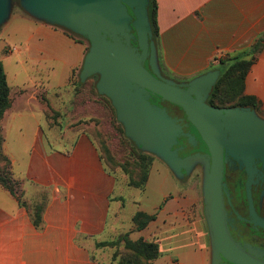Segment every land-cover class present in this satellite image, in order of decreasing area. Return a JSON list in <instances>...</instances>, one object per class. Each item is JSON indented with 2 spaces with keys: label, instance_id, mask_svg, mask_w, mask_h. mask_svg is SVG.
<instances>
[{
  "label": "crops",
  "instance_id": "0c3cea01",
  "mask_svg": "<svg viewBox=\"0 0 264 264\" xmlns=\"http://www.w3.org/2000/svg\"><path fill=\"white\" fill-rule=\"evenodd\" d=\"M158 25L157 48L168 70L186 76L201 74L220 58L248 50L264 36V0H158ZM12 33L23 34L22 52L39 53L44 60L62 64L67 79L60 88L84 63V43L30 13L21 2L12 5L0 26V40ZM3 64L13 99L2 122L3 150L14 176L26 183L23 199L29 205L43 204V211L42 222L36 226L31 210L0 186V264H111L92 248L101 255L107 253L97 243L109 240L105 236L114 230L108 219L112 201L122 199L115 195L118 175L108 171L95 141L84 132L73 136L69 147L59 149L50 145L41 123H36L32 137L24 132L22 125H28L24 123L14 127L16 136L26 137L31 147L24 156L17 148L9 150L6 118L10 111L36 100L45 114L46 104L37 87L26 97L27 85L18 70L10 73ZM245 92L258 100L255 114L264 121V40L254 53ZM46 100L57 108L48 95ZM22 115L20 111L18 116ZM52 140L67 142L56 135ZM201 250L200 264H209V252Z\"/></svg>",
  "mask_w": 264,
  "mask_h": 264
},
{
  "label": "water",
  "instance_id": "95a60500",
  "mask_svg": "<svg viewBox=\"0 0 264 264\" xmlns=\"http://www.w3.org/2000/svg\"><path fill=\"white\" fill-rule=\"evenodd\" d=\"M149 1L22 0L21 3L35 16L55 25L68 26L90 41L91 49L85 56L81 79L100 75L99 93L112 100L127 136L139 147L156 152L178 173L188 170L196 156L208 159L206 192L213 264H264L261 254L248 250L233 236L225 205V192L229 193L224 190L225 163L232 157L241 162L249 174L250 222L264 228V218L258 216L251 194L254 173L259 169L264 172V121L256 116L252 107H216L206 102L220 75L218 70L180 85L154 74L158 70L154 61ZM12 5L9 0H0V26L9 17ZM123 37L127 42L136 38L139 51L124 45ZM151 94L182 107L206 143L208 154L183 158L173 149L182 135V126L165 108L150 102Z\"/></svg>",
  "mask_w": 264,
  "mask_h": 264
},
{
  "label": "rangeland",
  "instance_id": "374dc122",
  "mask_svg": "<svg viewBox=\"0 0 264 264\" xmlns=\"http://www.w3.org/2000/svg\"><path fill=\"white\" fill-rule=\"evenodd\" d=\"M9 1L16 5L22 0ZM56 26L81 39L85 44L86 54L89 52L91 44L86 37L68 26L62 24H56ZM23 38L22 33L6 34L0 40V59L4 60L2 61L10 73L18 70L21 82L27 85L26 97H29L37 87L42 90L44 98L46 99L48 95L51 103L56 105L57 108H53L54 111L50 114V117L46 118L51 125L49 128L47 127L43 108H41L38 101L32 100L28 103L25 101L20 103L18 108L12 109L6 118L9 138L8 149L17 148L22 151V156L28 152L27 148L31 147V142L25 140L26 137H23V139L17 137L16 132L18 130L14 128L24 123H28V125L22 126L29 137H32L36 131V123H41L46 137L51 141L50 145L59 149L69 147L73 136L77 133L89 134L103 153L105 162H109L115 168L114 170H116L119 179L115 195L122 196V199L112 201L108 226L109 228L113 227L114 230L105 236L106 239L114 240L120 235L128 233L130 238L134 240L143 237L147 241L159 243L161 258L152 261L153 264H171V259L174 262L173 264H200L203 259L201 249H206L209 252V264H213L214 247L210 237L207 213L208 159L196 156L188 170L178 173L159 154L139 147L132 138L127 136L125 126L118 119L112 100L98 91L99 74L92 75L82 81L83 63L74 71L68 84L64 88H60L63 87L67 79L66 73L62 71V64L53 60H44L39 53L22 52ZM123 42L124 45L139 51L136 38H132L130 42H127L126 38L123 37ZM152 42L154 61L158 70L154 74L160 79L175 85L188 84L196 78L215 70L220 72L218 79L220 78L222 73L220 60L212 63L209 69L201 74L186 76L169 71L158 51L157 39H154V34ZM4 48L8 50L4 51ZM10 48L13 50L12 52H10ZM8 51L9 53H7ZM235 54H227L221 59L228 61ZM248 58L250 57L248 56ZM38 60L39 63H42L37 64ZM147 63L149 64L148 60L145 62L146 66ZM52 64L53 70L50 66ZM20 111L23 112L22 116H18ZM55 135L61 136L67 142L52 140ZM191 141L193 142V140ZM139 153H144L152 158V162L148 166L150 173L145 190L130 186L128 174L125 171L128 168L140 173L141 168L137 164ZM233 161L244 168L241 162L234 159ZM25 184V182L22 183L20 191H24ZM161 205L162 207H160ZM138 210L157 213L156 220L153 223L151 222L144 230H138L133 222V216ZM257 214L264 218L258 212ZM244 230L249 231V234ZM244 230L243 237L235 239L240 241L248 250L264 257L262 232L259 233L250 227ZM98 248L105 249L107 253L101 255L99 251L92 248L93 253L97 256H104L111 264H118L128 255L124 242H121L119 246Z\"/></svg>",
  "mask_w": 264,
  "mask_h": 264
},
{
  "label": "trees",
  "instance_id": "16d2710c",
  "mask_svg": "<svg viewBox=\"0 0 264 264\" xmlns=\"http://www.w3.org/2000/svg\"><path fill=\"white\" fill-rule=\"evenodd\" d=\"M148 11L154 39H157L159 36L158 0L149 1ZM66 33L75 40L84 43L81 39L74 37L68 32ZM263 40L264 36L259 38L248 50L230 57L228 60L229 62L226 61V59H219L222 64V73L208 97L209 104L216 107L259 108L260 104L258 100L245 92V79L253 64L254 53L262 47ZM248 56L250 58H248ZM44 103L46 104L44 111L48 118L54 110L46 99H44ZM12 104L11 87L8 83L4 64L2 60H0V186L10 191V193L18 199L20 204L31 210L34 224L39 226L42 222L43 204L36 203L34 205H29L26 200L23 199L24 193L22 190L20 191V187L24 181L14 176L13 170L11 169V161L3 150L5 138L2 122L6 112L12 107ZM98 149L100 151L99 147ZM100 156L108 171L116 173V170H114L115 168L109 162H105L101 151ZM138 159L139 161L137 164L141 168L140 173L128 168H126L125 171L126 174H128L129 185L144 190L149 181L150 171L148 166L151 164L152 158L144 153H139ZM160 207H162V205ZM156 218L157 213H148L143 210H138L133 216V222L138 230H144L151 222L155 221ZM121 242H124L128 255L119 261L118 264H153L152 261L158 259L161 255L159 243L147 241L143 237L134 240L130 238L128 233L120 235L114 240L98 242L97 246H119Z\"/></svg>",
  "mask_w": 264,
  "mask_h": 264
},
{
  "label": "flooded vegetation",
  "instance_id": "af4514ba",
  "mask_svg": "<svg viewBox=\"0 0 264 264\" xmlns=\"http://www.w3.org/2000/svg\"><path fill=\"white\" fill-rule=\"evenodd\" d=\"M146 67H149L148 63ZM150 97L149 98L153 104L161 108H165L169 112L170 116L182 125V135L178 138V143L173 147V149H177L178 154L181 157L185 158L189 155H195L198 152L208 154V147L206 143L203 141L197 128L188 120V117L182 107L168 100H164L156 94H152ZM206 102L208 103V98ZM191 137L193 138V142L191 141ZM258 166L261 168L260 163ZM183 171L185 172V169H183ZM248 179L249 174L245 168L240 167L231 157H229L227 163H225L224 175V181L226 182L224 190L229 193L227 194V192H225V205L228 211V221L232 234L235 238L241 239V237H243V230L250 227L259 233L262 232L261 236L264 241L263 228H257L252 222H250V206L247 192ZM251 194L256 211L260 215L264 216V172L261 169L254 173L251 184ZM244 231L249 234V231ZM228 264L232 263L228 262Z\"/></svg>",
  "mask_w": 264,
  "mask_h": 264
},
{
  "label": "bare ground",
  "instance_id": "6f19581e",
  "mask_svg": "<svg viewBox=\"0 0 264 264\" xmlns=\"http://www.w3.org/2000/svg\"><path fill=\"white\" fill-rule=\"evenodd\" d=\"M199 123L201 124V121L199 120Z\"/></svg>",
  "mask_w": 264,
  "mask_h": 264
}]
</instances>
